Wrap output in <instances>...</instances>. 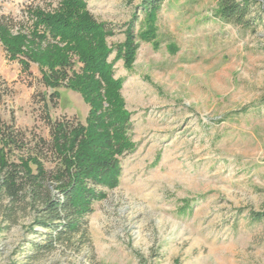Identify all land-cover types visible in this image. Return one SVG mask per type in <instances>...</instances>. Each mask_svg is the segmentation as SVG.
Instances as JSON below:
<instances>
[{
    "label": "rangeland",
    "instance_id": "374dc122",
    "mask_svg": "<svg viewBox=\"0 0 264 264\" xmlns=\"http://www.w3.org/2000/svg\"><path fill=\"white\" fill-rule=\"evenodd\" d=\"M61 0H0V21L15 33L30 26V9ZM141 0H87L115 29L116 47ZM219 0H165L156 37L139 48L131 69L114 64L132 113L135 150L123 157L116 188L67 242L40 252L47 231L36 227L27 201L11 214L0 204V264H264V0L250 29L219 19ZM115 51L109 57L114 60ZM22 73L0 43V87L10 91L2 118L50 139L52 119L84 121L89 106L77 92L50 97L40 73ZM44 103L48 105L44 109ZM47 167H51L47 164ZM16 208V210H15Z\"/></svg>",
    "mask_w": 264,
    "mask_h": 264
},
{
    "label": "trees",
    "instance_id": "16d2710c",
    "mask_svg": "<svg viewBox=\"0 0 264 264\" xmlns=\"http://www.w3.org/2000/svg\"><path fill=\"white\" fill-rule=\"evenodd\" d=\"M165 0H141L143 19L138 33L136 13L124 31L125 39L112 46L108 38L116 32L88 9L87 0H61L53 10L32 8L30 26L18 28L0 21V43L9 60L18 61L22 73H40V83L59 99L61 88L77 92L89 106L84 121L52 119L47 115L50 139L7 122L0 113V204L12 207L27 201L35 210L34 224L47 231L40 252H50L67 242L93 210V203L106 198L118 186L123 157L136 143L131 136L132 113L121 90L124 79L116 77L114 64L123 60L131 69L139 42L156 37L157 15ZM219 19L250 29L260 19L251 16L258 0H219ZM115 51L114 60H109ZM0 87V105L9 95ZM44 109L48 105L44 103ZM50 164L51 167H47ZM16 210V208H15ZM264 218V209L251 215ZM15 264V263H9Z\"/></svg>",
    "mask_w": 264,
    "mask_h": 264
}]
</instances>
